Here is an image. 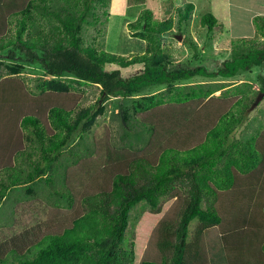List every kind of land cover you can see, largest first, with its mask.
<instances>
[{
	"label": "trees",
	"instance_id": "1",
	"mask_svg": "<svg viewBox=\"0 0 264 264\" xmlns=\"http://www.w3.org/2000/svg\"><path fill=\"white\" fill-rule=\"evenodd\" d=\"M110 3L0 0V204L19 186L44 180L53 187L62 170L63 186L52 195L66 206L1 242L0 264H264V130L237 135L264 98V78L258 76V91L242 84L219 97L210 85H179L264 64V16L252 19L257 36L229 42V58L208 71L175 67L162 45L173 28L190 22L193 4L176 9V24L153 23L152 12L142 10L127 26L144 50L126 56L103 49ZM200 24L208 33L220 26L210 13ZM88 27L94 34L85 40ZM4 60L37 64L54 80L37 78L33 94ZM135 66L134 74H121ZM64 75L68 81L56 80ZM74 81L97 87V102L79 109ZM111 99L121 102V127L145 135L144 147L116 150L98 133L87 158L71 154L72 165H62L61 155L86 138ZM140 203L148 209L127 237L130 212Z\"/></svg>",
	"mask_w": 264,
	"mask_h": 264
},
{
	"label": "rangeland",
	"instance_id": "2",
	"mask_svg": "<svg viewBox=\"0 0 264 264\" xmlns=\"http://www.w3.org/2000/svg\"><path fill=\"white\" fill-rule=\"evenodd\" d=\"M187 3L194 5L190 22L182 25V30L175 27L172 34L163 37V47L168 49L177 61L174 64L175 67L193 68L203 66L208 71L216 70L223 61L229 58V42L257 36L252 19L256 16H264V0H111L108 9L109 19L107 23H104L103 49L117 55L141 54L144 50V42L131 36L132 31L127 26L128 23L135 21L140 12L147 9L152 12L153 23L172 18L176 24V9ZM207 13L212 14L220 24L218 28L210 33L200 24L202 16ZM93 34V28H86L84 39L88 40V37ZM190 42L196 45L195 50L188 45ZM194 51L198 53V60L192 58ZM4 62L6 66H16L17 78L22 79L27 84L28 90L33 94L38 92L35 83L37 78H40L41 81L54 80L53 77L46 76L37 64H15L8 63L5 60ZM111 69H115V66H112ZM138 69L140 67L137 66L121 69V74L128 76L129 72L134 74ZM3 71L8 72L5 68ZM258 76L264 78V64L252 68L249 72H239L236 76L228 79L199 77L189 82H182L179 85H210L218 89L212 96L219 97L223 91L233 90L234 87L242 84L258 91L261 88ZM7 77H10V75H7ZM67 77L64 75L56 80L63 83L68 81ZM163 89H165V86L149 88L142 94H156ZM70 93L80 99L79 109L95 104L99 98L97 87L80 81H74L71 84ZM124 103L129 107L128 101ZM119 104L121 102L118 100L111 99L101 105V112L89 127L86 138L76 142L67 152L61 155L60 162L62 165L67 167L72 165L74 160L71 154L76 155L80 160L87 158L92 149V141L98 133L107 136L110 145L116 150L131 148L138 151L144 147L146 137L142 133L135 132L139 129L138 127L135 131L124 130L121 127ZM261 130H264V98L259 100L258 105L256 103L255 106H252L247 113L246 120L239 127L237 135L241 138H249L255 132ZM58 171L59 173L52 181L53 187H47L44 180H39L31 185L30 191H28V188L21 186L13 188L10 193H7L0 206V242L6 239L9 240L25 230L32 231L35 225L46 219L50 209H65V203L52 195L53 189H61L63 186L62 170ZM147 209L143 203H140L130 212L129 225L126 231L127 237L137 227ZM146 215H149V213ZM196 226L197 220H193L188 228L189 235L193 233ZM151 250L152 256H159L154 244L151 245ZM6 260L10 261V258H6Z\"/></svg>",
	"mask_w": 264,
	"mask_h": 264
},
{
	"label": "crops",
	"instance_id": "3",
	"mask_svg": "<svg viewBox=\"0 0 264 264\" xmlns=\"http://www.w3.org/2000/svg\"><path fill=\"white\" fill-rule=\"evenodd\" d=\"M19 187H21V186H19ZM19 187H16V188H19ZM30 188H31V186L29 187V189H28V191H30ZM12 190V189H11ZM11 190L9 191V193L11 192ZM7 196V195H6ZM5 200V198L3 199V201ZM3 201H2V203H3ZM1 203V204H2ZM1 204H0V206H1ZM2 242H4V241H2ZM1 243V242H0Z\"/></svg>",
	"mask_w": 264,
	"mask_h": 264
},
{
	"label": "water",
	"instance_id": "4",
	"mask_svg": "<svg viewBox=\"0 0 264 264\" xmlns=\"http://www.w3.org/2000/svg\"><path fill=\"white\" fill-rule=\"evenodd\" d=\"M180 39V38H179ZM257 103V102H256Z\"/></svg>",
	"mask_w": 264,
	"mask_h": 264
}]
</instances>
